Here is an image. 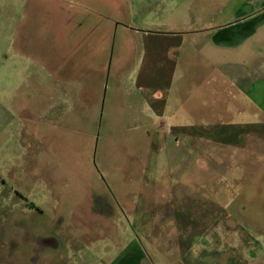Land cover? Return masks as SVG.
Here are the masks:
<instances>
[{
	"label": "rangeland",
	"instance_id": "374dc122",
	"mask_svg": "<svg viewBox=\"0 0 264 264\" xmlns=\"http://www.w3.org/2000/svg\"><path fill=\"white\" fill-rule=\"evenodd\" d=\"M83 1L0 0V264L76 263L67 262L71 248L84 251L79 264L119 252L129 264L136 255L150 264H264L262 113L244 114L248 134L212 113L222 60L177 67L168 91L186 110L175 117L182 129L151 109L163 90L137 83L146 19L200 15L208 28L214 10L118 0L109 16ZM261 3L243 0L249 10ZM117 22V34L99 31ZM29 28L38 60H20L17 39ZM212 116L222 120H203Z\"/></svg>",
	"mask_w": 264,
	"mask_h": 264
},
{
	"label": "crops",
	"instance_id": "0c3cea01",
	"mask_svg": "<svg viewBox=\"0 0 264 264\" xmlns=\"http://www.w3.org/2000/svg\"><path fill=\"white\" fill-rule=\"evenodd\" d=\"M142 2L143 0H136V2ZM192 0H158L157 6L159 10L164 9L163 4H172L176 2L188 3ZM239 0H193L188 3L189 9H193L197 12H206L214 10L216 17L211 21L207 22L208 28L200 27L202 24V16L196 15L193 20L187 18L183 20H173V23L162 20H150L144 21L146 29H141L143 33L142 39L145 46L144 57L141 55L138 60H143L142 67L138 74L139 88L152 87L155 89H162L163 91H156L154 95V101H151V109L153 113H157L161 117H165L171 123L169 126L173 129H182L181 124H174L176 120V114H184L186 110L181 108V100L177 101V94L172 95L169 93V87L171 81L174 80V76L178 66H189L196 64L201 66L203 70L210 68L214 63L221 62V73L220 78L217 81H222V86L218 84L214 86L219 97H216L212 92L214 110L212 113L226 112L227 120L225 123L230 122L229 125L240 129H246L247 134L251 131V121L245 117L244 114H250L252 111L262 113V126H264V20L261 19V24L252 25L249 24L251 19H254L261 13H264V3L256 5L249 9H244L243 0L240 4ZM84 8L86 6H93L101 12L103 10L110 11L111 14H103L114 16L118 14V0H84ZM177 6L179 3H176ZM122 2H120V6ZM184 5V4H183ZM263 7V8H262ZM29 8V7H28ZM26 8L25 11L29 9ZM257 10V11H256ZM256 11V12H254ZM254 12L253 14H251ZM73 15V14H72ZM213 23L214 27L210 26ZM165 26H177L180 30L165 29ZM189 26V29L187 28ZM193 26H195L193 28ZM213 27V28H212ZM87 34L94 32L97 27L92 29L89 27L84 28ZM150 28V29H149ZM153 28V29H152ZM87 29V30H86ZM132 29V28H131ZM90 30V31H89ZM93 30V31H92ZM104 30L106 33L115 32L118 33V22L114 25H107L101 27L99 31ZM32 32L31 28L25 32V36H20L18 40V47L21 52L19 55L20 60H38L37 55L30 56V49H35L38 53V46L35 45L34 40L32 41L29 33ZM84 33V32H83ZM72 39L74 32H69ZM29 36V40L27 41ZM180 38V40H178ZM201 38L200 43L196 44L195 50L191 51L189 46L191 42ZM19 39L24 40V43H20ZM84 41V38L82 39ZM190 42L188 46L184 41ZM118 42V41H117ZM71 46L72 45L71 43ZM27 48V50H25ZM24 49V50H23ZM178 50L179 53L175 51ZM42 53V52H41ZM18 54V53H17ZM32 54V53H31ZM214 62V63H213ZM205 72V73H204ZM200 73V76L204 77L209 75L205 70ZM180 76H184V73ZM180 74V73H179ZM217 76V75H216ZM168 85V87H167ZM165 88V89H164ZM222 91L224 95L219 93ZM180 96V95H179ZM162 100V104L156 102ZM181 99V96H180ZM212 106V103H211ZM22 110H26V106L22 105ZM240 115H243L242 117ZM260 115V116H261ZM211 118L203 120H222L219 118ZM237 117V118H236ZM175 120V121H174ZM179 122H181L179 120ZM162 125V124H161ZM163 125H165L163 123ZM162 125V126H163ZM254 125V124H252ZM4 129V126H2ZM264 134V133H263ZM177 138V137H173ZM235 140V139H234ZM1 141V139H0ZM3 142H0V146ZM78 251V252H76ZM84 251L79 249L71 248L66 256L67 262L74 259L79 264L78 259L84 258ZM136 264H150L143 255H136ZM99 258L98 264H129L130 261L128 255L123 252L116 253L111 256L108 261H104L101 256H88L86 260L95 262V258ZM90 258V259H89ZM94 258V259H93ZM102 259V260H101Z\"/></svg>",
	"mask_w": 264,
	"mask_h": 264
}]
</instances>
